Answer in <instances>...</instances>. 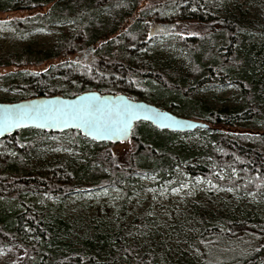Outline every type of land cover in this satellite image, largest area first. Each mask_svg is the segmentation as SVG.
<instances>
[{"label": "trees", "instance_id": "trees-1", "mask_svg": "<svg viewBox=\"0 0 264 264\" xmlns=\"http://www.w3.org/2000/svg\"><path fill=\"white\" fill-rule=\"evenodd\" d=\"M224 1L0 0L1 19L21 13L7 19L17 33L36 28L57 30L54 25L72 23L49 48H26L0 56V69H7L0 73V87L17 94L15 101L73 96L87 90L126 93L152 103L160 101L172 112L208 125L193 131L206 144L195 150L180 141L188 133L138 122L129 138L133 149L122 153L112 152L117 143L97 142L70 129L66 131L69 143L61 141L60 145L71 153L80 152L86 163L77 164L69 156L37 169L28 164L27 151H34L58 132L22 128L0 137V247L18 243L26 250L21 260L7 264H158L164 245L145 229V215L133 220L136 231L132 234L127 229L114 237L95 233L77 246L57 239L55 223H66L57 217L49 221L48 199L61 200L84 189L120 191L126 198L131 184L140 178L155 174L164 179L179 167L190 177L262 198L261 51L250 39L254 21L248 20L244 26L225 10ZM151 20L201 27L196 35L175 33L169 40L188 62L184 74L145 60L141 50L154 36L149 34ZM225 85L237 89V104L214 108L196 96L199 91ZM215 172L227 175L218 179ZM194 212L199 217V234L188 241L201 251L203 259L181 251L166 264H264V216L250 209L218 216L198 204ZM229 246L239 251L225 256Z\"/></svg>", "mask_w": 264, "mask_h": 264}, {"label": "rangeland", "instance_id": "rangeland-1", "mask_svg": "<svg viewBox=\"0 0 264 264\" xmlns=\"http://www.w3.org/2000/svg\"><path fill=\"white\" fill-rule=\"evenodd\" d=\"M222 5L244 26L248 24V20L254 21L251 24L250 39L257 44L256 50L261 51L258 55V71L264 80V65H262L264 0H225ZM19 15L20 12H14L6 16L7 18H0V56L20 52L26 48H49L56 44L61 31L69 29L72 24L68 22L54 25L57 30L36 28L22 34L15 32L12 25L7 22L9 17ZM2 17H5V14ZM200 29V26L196 28V25L189 23L154 29L152 34L154 36L141 52L145 60L150 59L151 63L157 66L171 67L174 71L184 74L188 62L185 61L181 51L169 44V40L175 33H194L199 32ZM172 54H175V57L171 58ZM6 70L0 69V73ZM196 96L214 108L230 107L240 100L238 91L233 85L199 91ZM17 97V94L0 87V102H15ZM139 99L147 101L144 97ZM154 104L169 110L162 106L160 101ZM69 140L70 135L66 131L50 135L39 143L34 151H27L28 164L37 169L50 160L63 162L69 156L74 158L77 164L86 163L80 152L71 153L70 148L60 145L61 141L66 144ZM180 141L190 149L200 150L206 147L205 138L196 132L181 136ZM132 147V142L128 140L114 144L111 150L113 153H122L132 150ZM226 175L225 172L214 173L218 179ZM174 189L176 191H173ZM123 200L125 202L122 205ZM47 202L51 208L49 221L57 217L66 223H55L57 239L62 244L70 246H77L82 239L92 237L95 233L114 237L120 230L127 229L132 234L136 231V223L133 220L145 215V229L154 234L155 242L162 241L164 245L163 250L160 251L158 264H166L168 259L176 257L181 251L190 252L197 256L199 261L203 259L201 251L188 241V237L199 234V217L194 212L196 204L207 207L218 216L222 213L239 215L249 209L254 213L257 212L261 217L264 216V195L261 199H257L252 192L243 194L239 190L219 185L212 180H204L199 176L190 177L179 167H174L172 173L164 179L155 174L140 178L131 184L126 198L120 191L84 189L73 192L61 200L48 199ZM139 237L141 241L144 240L143 234ZM227 250L225 256L239 251L232 246ZM25 254V248L18 243L0 247V264L19 261Z\"/></svg>", "mask_w": 264, "mask_h": 264}, {"label": "snow or ice", "instance_id": "snow-or-ice-1", "mask_svg": "<svg viewBox=\"0 0 264 264\" xmlns=\"http://www.w3.org/2000/svg\"><path fill=\"white\" fill-rule=\"evenodd\" d=\"M41 104L44 106H0V132L27 126L31 121H41L40 127H75L93 140H111L113 137L128 135L132 130L133 121L141 117L157 123L159 127L181 123L168 113L155 108H145L144 105L131 103L123 97L119 98V102H115L94 93L79 96L71 102L51 100Z\"/></svg>", "mask_w": 264, "mask_h": 264}, {"label": "water", "instance_id": "water-1", "mask_svg": "<svg viewBox=\"0 0 264 264\" xmlns=\"http://www.w3.org/2000/svg\"><path fill=\"white\" fill-rule=\"evenodd\" d=\"M150 28H149V34H151L154 29H159V28H165L171 26V24H163V23H157L154 22L153 20L150 21ZM96 94L99 97H107L112 101L119 102V98L123 97L125 100L131 102V103H136V104H142L145 106V108H155L160 112H166L172 117H174L176 120L181 121L179 124H172L170 127H159L157 123L151 121V120H144L142 117L139 120H134L132 124V130L129 132L128 135L126 136H121L119 138L113 137L111 140L109 139H97L94 141L97 142H113V143H118V142H123V141H128L129 138L131 137L133 128L136 123L138 122H148L157 129L160 130H169L171 132H177V133H189L195 131L197 128H207L208 125L202 121L195 120L192 118L188 117H183L175 114L174 112L167 110V109H162L159 106L155 105L154 103L145 101V100H140V99H133L131 98L128 94L126 93H101L96 90H87L83 91L80 93H77L73 96H62V95H51V96H39V97H34L31 99H23L15 102H10V103H5V102H0V106L7 105L9 107L12 106H22V105H30V104H35L37 106H44L41 104V102H46V101H51V100H59V101H65V102H71L75 101L77 97L79 96H84V95H89V94ZM41 121H31L28 123L27 126L23 127H17V128H11L6 132H0V137H5L8 136L9 134L15 132L16 130L22 129V128H35L39 130H45V131H54V132H62V131H67V130H78L75 127H58V126H45V127H40ZM80 134L85 136L88 139L93 140L90 136L86 135L82 130H78Z\"/></svg>", "mask_w": 264, "mask_h": 264}]
</instances>
